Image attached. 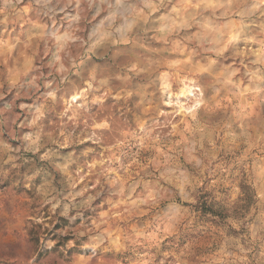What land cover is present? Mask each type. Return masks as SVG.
<instances>
[{
    "label": "clouds",
    "instance_id": "1",
    "mask_svg": "<svg viewBox=\"0 0 264 264\" xmlns=\"http://www.w3.org/2000/svg\"><path fill=\"white\" fill-rule=\"evenodd\" d=\"M0 264H264V0H0Z\"/></svg>",
    "mask_w": 264,
    "mask_h": 264
}]
</instances>
